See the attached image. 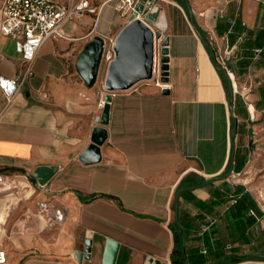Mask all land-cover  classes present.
Returning a JSON list of instances; mask_svg holds the SVG:
<instances>
[{
    "label": "crops",
    "instance_id": "0c3cea01",
    "mask_svg": "<svg viewBox=\"0 0 264 264\" xmlns=\"http://www.w3.org/2000/svg\"><path fill=\"white\" fill-rule=\"evenodd\" d=\"M89 1L97 12L41 47L10 103L0 88V174L15 183L0 184L5 264H103L107 239L115 264H264V0H156L168 80L116 91L104 87L106 57L92 86L77 62L95 35L111 52L132 9ZM25 70L0 33V74ZM96 126L107 137L93 160ZM41 166L56 167L44 185ZM40 202L63 220L39 214Z\"/></svg>",
    "mask_w": 264,
    "mask_h": 264
},
{
    "label": "water",
    "instance_id": "95a60500",
    "mask_svg": "<svg viewBox=\"0 0 264 264\" xmlns=\"http://www.w3.org/2000/svg\"><path fill=\"white\" fill-rule=\"evenodd\" d=\"M156 0H139L129 18L116 37L112 49L114 58L109 62L104 87L110 91L127 90L142 80L152 79L155 71L161 76L162 81L168 80L169 40L163 38L166 28L165 17L161 15V9L155 5ZM203 43L204 36L198 31ZM106 41L101 36L95 35L86 44L77 62V69L87 85H94L100 74L101 65L105 58ZM157 67V69L155 68ZM166 89L163 93H168ZM111 96L105 103L104 114L101 123L108 120ZM234 106L231 107L233 111ZM107 132L105 128L96 126L92 133V145L86 154H93V160L100 158L99 146L105 141ZM85 154V155H86ZM56 171V167H39L34 175L42 185L46 184ZM91 233H88L90 237ZM91 240L86 241L84 252H90ZM119 251V244L113 239H107L103 264H115ZM78 251L75 257L81 261L83 257L89 258ZM145 264H161L159 259L149 256Z\"/></svg>",
    "mask_w": 264,
    "mask_h": 264
},
{
    "label": "built area",
    "instance_id": "2783aa9c",
    "mask_svg": "<svg viewBox=\"0 0 264 264\" xmlns=\"http://www.w3.org/2000/svg\"><path fill=\"white\" fill-rule=\"evenodd\" d=\"M139 0H119L117 9L135 8ZM98 7L89 0H1L0 33L15 40L16 46L26 64V70L16 78L0 74V88L4 91L7 102H11L26 77L32 76L33 63L41 47L51 38L63 37L62 28L70 20L80 18L86 12H97ZM229 49L221 50L226 58ZM112 61L114 51L105 53ZM157 69V67L155 66ZM158 73V70L155 71ZM0 184L15 188V183L6 175L0 174ZM39 214H48L54 222H61L64 214L61 209H50L47 202L38 205ZM1 237V235H0ZM7 262L6 250L0 243V264Z\"/></svg>",
    "mask_w": 264,
    "mask_h": 264
},
{
    "label": "rangeland",
    "instance_id": "374dc122",
    "mask_svg": "<svg viewBox=\"0 0 264 264\" xmlns=\"http://www.w3.org/2000/svg\"><path fill=\"white\" fill-rule=\"evenodd\" d=\"M116 2H117V0H116ZM0 5H1V0H0ZM125 10H126V8L122 9V11H125ZM235 76H236V74H235ZM235 80H237V77H236ZM154 83H155V76H154V78H152V79H148V80H142V81H140V82H139V85L144 86V87H147V86L152 85V84H154ZM232 94L234 95V97H236V90H235V88H233V90H232ZM233 99H234V98H233Z\"/></svg>",
    "mask_w": 264,
    "mask_h": 264
},
{
    "label": "trees",
    "instance_id": "16d2710c",
    "mask_svg": "<svg viewBox=\"0 0 264 264\" xmlns=\"http://www.w3.org/2000/svg\"><path fill=\"white\" fill-rule=\"evenodd\" d=\"M213 53V52H212Z\"/></svg>",
    "mask_w": 264,
    "mask_h": 264
}]
</instances>
